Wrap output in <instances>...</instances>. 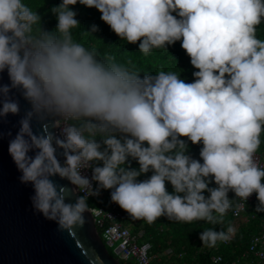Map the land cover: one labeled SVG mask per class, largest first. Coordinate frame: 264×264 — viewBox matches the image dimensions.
Segmentation results:
<instances>
[{
	"label": "clouds",
	"instance_id": "1",
	"mask_svg": "<svg viewBox=\"0 0 264 264\" xmlns=\"http://www.w3.org/2000/svg\"><path fill=\"white\" fill-rule=\"evenodd\" d=\"M77 3L99 10L145 56L181 41L198 69L194 82L164 70L141 76L131 59L120 63L78 42L80 22L70 7ZM51 11L58 23L50 32L23 0H0V73L10 81L0 83V121L21 113L15 90L29 107L15 136L7 133L8 152L20 183L32 186L36 213L59 231L82 227L86 196L68 202L77 189L91 196L111 190L113 203L148 224L161 217L223 224L230 191L245 202L256 193L255 211L264 212V167L256 160L264 133V40L256 35L264 0H62ZM181 137L203 145L202 163ZM234 234L231 226L206 229L200 240L211 248Z\"/></svg>",
	"mask_w": 264,
	"mask_h": 264
},
{
	"label": "trees",
	"instance_id": "2",
	"mask_svg": "<svg viewBox=\"0 0 264 264\" xmlns=\"http://www.w3.org/2000/svg\"><path fill=\"white\" fill-rule=\"evenodd\" d=\"M34 12H38L41 17L42 27L47 31H54L58 23L56 15L51 11L52 8L60 5L62 0H23ZM77 13L76 19L80 22V27L73 29L74 38L83 43L88 48H96L103 56L104 54L115 57L117 62L126 63L129 59L135 66L134 70L141 72V76L146 74H156L160 70L166 72H175L186 83L194 82L193 73L198 71L192 64L190 57L181 47V41L174 45H168L167 49H154L149 55L145 56L139 50V42L129 44L118 37L102 19L101 13L96 8H89L80 3L70 6ZM175 15V13H173ZM97 26L98 31L92 35L84 36L82 32L91 31L92 26ZM257 38L264 40V22L257 27ZM131 67V66H130ZM72 123H74L72 121ZM99 139V138H98ZM188 144V154L194 159L201 160L200 150L202 144H192L185 137H181ZM264 158V133L261 134V145L258 150ZM203 161L201 160V163ZM132 167L139 168L136 161H132ZM152 175L151 172L141 175L138 179L144 180ZM264 183V181H262ZM216 187L214 181L209 185ZM169 193H172L173 187L170 182H166ZM110 192L111 190H105ZM204 195H210L205 191ZM229 199L232 200V207L224 216V223L212 225L205 221H194L192 223L171 222L166 217L159 218L156 222L148 224L144 220H132L129 215L126 221L132 224L133 230L143 229L141 239H148L151 242L152 253H159L164 249L168 250V264H234V259L245 252L248 248L250 237L261 230L264 222V212H256L255 209L259 203L257 194L255 199L246 209L247 220L234 219L232 208L235 205L236 196L234 192L228 193ZM94 203L93 200L87 199V205ZM233 225L235 234L230 244H221L217 249L203 246L200 240V233L206 229L223 230L226 226ZM99 230V229H98ZM112 252V248L108 247ZM220 253L222 260L214 262L212 255ZM123 264H136L132 260H121ZM235 264H254L252 255Z\"/></svg>",
	"mask_w": 264,
	"mask_h": 264
},
{
	"label": "water",
	"instance_id": "3",
	"mask_svg": "<svg viewBox=\"0 0 264 264\" xmlns=\"http://www.w3.org/2000/svg\"><path fill=\"white\" fill-rule=\"evenodd\" d=\"M0 77V83H10L7 71L0 73ZM14 94L20 100V115L10 114L0 121V131L5 134L0 139V264H123L109 251L88 208L84 225L70 232L59 231L55 222L33 210L32 186L20 183V173L8 152L11 137L7 133L11 131L15 136L20 117L29 107L15 90ZM33 129L39 134L41 124L34 120ZM52 130L59 135V129ZM57 155L63 163L61 149H57ZM53 179L69 189L74 187L58 176ZM78 194L83 195L77 189L68 202L75 203Z\"/></svg>",
	"mask_w": 264,
	"mask_h": 264
},
{
	"label": "built area",
	"instance_id": "4",
	"mask_svg": "<svg viewBox=\"0 0 264 264\" xmlns=\"http://www.w3.org/2000/svg\"><path fill=\"white\" fill-rule=\"evenodd\" d=\"M68 123H72V121ZM256 160L259 166L264 167V158L258 151L256 153ZM82 174L90 178L92 170L85 169ZM93 186H96L95 182H93ZM110 192L102 190L99 196H91L86 192H82L86 196V199L94 201V203L88 206V209L92 213L93 221L97 229H99L98 231L107 247L112 248V253L119 260H134L137 264H167L163 258L169 255L168 250L164 249L157 254L152 253L151 242L148 239H141L143 229H132V224L126 221L127 213L118 204L111 201ZM255 196L256 193H253L246 202L236 198L235 205L232 208L234 219L247 220L245 211ZM237 205L243 206L238 208ZM229 226L235 230L233 225ZM229 226H226L223 231L227 232ZM232 240L233 238L227 243L218 241L213 248L217 249L221 244L228 245ZM251 255L254 264H264V222L261 225V230L250 237L247 250L237 256L233 263H238ZM212 260L220 262L222 255L214 253Z\"/></svg>",
	"mask_w": 264,
	"mask_h": 264
},
{
	"label": "rangeland",
	"instance_id": "5",
	"mask_svg": "<svg viewBox=\"0 0 264 264\" xmlns=\"http://www.w3.org/2000/svg\"><path fill=\"white\" fill-rule=\"evenodd\" d=\"M116 244V243H115ZM166 257L163 258V260L165 261ZM133 263H136V261L132 260ZM166 262V261H165ZM167 263V262H166ZM137 264V263H136ZM168 264V263H167Z\"/></svg>",
	"mask_w": 264,
	"mask_h": 264
},
{
	"label": "crops",
	"instance_id": "6",
	"mask_svg": "<svg viewBox=\"0 0 264 264\" xmlns=\"http://www.w3.org/2000/svg\"><path fill=\"white\" fill-rule=\"evenodd\" d=\"M165 261L167 262V258L165 259Z\"/></svg>",
	"mask_w": 264,
	"mask_h": 264
},
{
	"label": "bare ground",
	"instance_id": "7",
	"mask_svg": "<svg viewBox=\"0 0 264 264\" xmlns=\"http://www.w3.org/2000/svg\"><path fill=\"white\" fill-rule=\"evenodd\" d=\"M255 199V198H254ZM254 201V200H253ZM248 208V207H247ZM242 261V260H241Z\"/></svg>",
	"mask_w": 264,
	"mask_h": 264
}]
</instances>
